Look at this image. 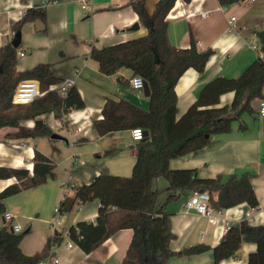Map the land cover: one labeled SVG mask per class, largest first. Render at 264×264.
<instances>
[{
    "label": "crops",
    "instance_id": "1",
    "mask_svg": "<svg viewBox=\"0 0 264 264\" xmlns=\"http://www.w3.org/2000/svg\"><path fill=\"white\" fill-rule=\"evenodd\" d=\"M49 1L50 3L45 5L44 0H0V32H9L12 40L11 26L20 21L28 9L45 7L46 25L38 20L22 27V45L19 52H24L25 55L18 58V71L23 72L40 63H47L52 65L56 77L64 81L74 78L75 86L85 103L84 110H74L70 113L66 124L57 120L53 114H45L41 118L56 134L66 133L68 136L74 131L73 135L79 136L74 140L78 144L94 141L104 145L102 151L94 153L92 164L81 163L79 155L73 158V168L69 170L67 177L62 181L60 191L54 196L58 208L65 195L74 197L75 187L91 184L100 174L122 177L131 175L139 146V143L132 141L131 130L113 132L101 137L94 129L93 121L103 119V107L107 99H127L138 107L148 109L149 97H146L144 92L131 90L130 80L134 77L131 70L123 68L113 76H104L99 72L98 63L91 59L89 54L94 47L104 49L110 45L138 39L147 35L148 29L139 22L133 8L127 6L129 0ZM84 1L87 3L86 10L82 9ZM158 1L146 0V8L151 15ZM204 12L206 15L202 16ZM231 18H235L233 24L230 23ZM167 21L170 23L169 40L177 48L189 49L192 30L198 41L199 51H214L204 75L190 68L177 83V119L198 100L207 84L219 78L239 79L249 66L258 58H262L258 35L264 32V0H242L228 7L219 5L218 0H192L189 4L178 0ZM136 24H139V28L134 31ZM232 26L236 30H231ZM45 28L44 33L42 30ZM255 44L258 49L254 50ZM234 99L235 92H227L220 97L216 106L210 107H231ZM241 120L245 123V129L240 128L239 122H234L230 132L213 135L208 147L175 158L169 167L173 171L194 169L202 179L221 176L224 182L232 175L242 176L250 173L253 175L252 187L260 207L254 210L243 203L220 211L211 206L210 217H204L195 210L187 211L185 204L190 195L183 196L168 204L167 209L171 214L172 232L175 235V240L170 244L173 252L178 253L199 245L216 247L227 234V223L235 226L248 220L253 226L264 224V119L259 116L257 110L254 114L244 113ZM34 124L33 120L23 123L30 128H33ZM64 126L67 132H64ZM10 132H13L11 128L0 130V167L28 169L32 176L34 155L39 152L54 166L48 174V179L56 182V165L41 146L44 139L50 144L60 139L42 137L5 140L4 137ZM53 148L54 151H59L57 146ZM14 184L19 185L17 178L0 180V192ZM39 187L27 189L17 195ZM154 187L165 189L167 183L164 179H159ZM164 199L163 195L161 200ZM99 205L98 200L86 202L77 205L70 214L60 215L55 211L53 218L50 214H44L43 217L38 214L36 220L46 227L39 231L35 238L24 239L21 243L22 251L28 256L41 252L47 239L57 232L63 234L64 240L53 252L61 264H122L132 242V229L116 232L90 254L84 253L68 237V230L78 222L95 223L99 215ZM16 218L15 215L9 226L18 224L14 223ZM3 222L6 224L4 218ZM28 227L31 228V233L32 223ZM256 252L255 243L245 242L236 252V257L220 264H248L250 256ZM213 261L214 255L210 250L193 256L173 258L167 264H212Z\"/></svg>",
    "mask_w": 264,
    "mask_h": 264
},
{
    "label": "trees",
    "instance_id": "2",
    "mask_svg": "<svg viewBox=\"0 0 264 264\" xmlns=\"http://www.w3.org/2000/svg\"><path fill=\"white\" fill-rule=\"evenodd\" d=\"M177 1L159 0L151 15L146 8V0H129L127 6L133 8L148 34L104 49L94 47L91 50L89 57L98 63L102 75L113 76L126 68L134 77L141 76L150 90L148 109L127 99H107L103 119L93 121L94 129L104 137L113 132L143 128L148 131V137L139 143L137 160L130 176L100 174L91 184L75 187L74 197L65 195L57 208L58 213L70 214L77 205L98 200L100 210L95 223L78 222L68 230V237L84 253L90 254L116 232L132 229V242L122 264H167L173 258L210 250L214 255L212 264H220L236 257V252L245 242L257 245V252L250 256L248 264H264V224L253 226L248 220L231 226L222 242L214 248L199 245L178 253L170 248L175 235L168 204L183 196L195 191L207 192L210 205L220 211L243 203L254 210L260 207L250 173L232 175L224 182L221 176L202 179L194 169L173 171L169 164L175 158L208 147L213 135L230 132L234 122H239L240 128L245 129L241 116L254 114L252 102L264 99V59L258 58L239 79L219 78L207 84L198 100L177 119V83L190 68L204 75L214 54L212 49L199 51L192 30L189 49H179L171 44L167 18ZM181 1L185 4L192 2ZM240 1L218 0V3L228 7ZM38 20L46 25L45 7L28 9L22 19L11 26L12 36L22 32L24 25ZM42 32L45 33L46 28ZM258 36L264 53V32ZM19 50L8 43L0 52V130H13L4 137L8 141L51 137L54 132L41 117L53 114L66 124L69 114L74 110H84L85 103L75 85L68 88L66 94L61 93L57 86L64 80L53 74L50 64L40 63L19 72ZM24 80L38 81L45 95L31 104L15 105L14 92ZM227 92H235L231 107H210L216 106ZM27 120L35 122L33 128L23 125ZM34 160L32 176L28 169L0 167V180L17 178L19 181V185H10L0 192V217L6 213L7 199L42 186L48 180V174L54 168L50 160L39 152H35ZM159 179L167 183L165 189L154 187ZM163 195L165 199L162 201ZM30 231L31 228L27 233H16L9 226L0 227V264H40L55 256L53 250L62 245L63 234L54 233L41 252L28 256L22 251L21 243Z\"/></svg>",
    "mask_w": 264,
    "mask_h": 264
},
{
    "label": "rangeland",
    "instance_id": "3",
    "mask_svg": "<svg viewBox=\"0 0 264 264\" xmlns=\"http://www.w3.org/2000/svg\"><path fill=\"white\" fill-rule=\"evenodd\" d=\"M64 132H67L66 127ZM73 132L74 131H72L68 136L66 133L64 135L60 134L67 141L59 140L50 144L47 140H43L41 147L49 154V156H51L54 164L56 165L55 175L58 176L56 182L48 179L41 187L35 190H29L20 195H15L14 197L12 196L5 201L7 208L6 211L12 212L17 216L14 223H18L22 228L20 233L26 232L30 223H32L33 231L24 239L35 238L39 231H43V229H45L46 226H42L38 223L39 221L36 220L38 218V214H40L41 217H43L44 214H50L51 218L54 217L56 211L54 196L56 192L58 193L60 191L62 181L67 177L66 175L69 170H72L74 162L73 158L79 155L81 163L92 164V160H94V153L104 149V145H102V143L94 141L78 144L74 140L79 136H74ZM54 146H57L59 151H54ZM4 225L9 226V223L6 222V224H4L3 216H1L0 227Z\"/></svg>",
    "mask_w": 264,
    "mask_h": 264
},
{
    "label": "built area",
    "instance_id": "4",
    "mask_svg": "<svg viewBox=\"0 0 264 264\" xmlns=\"http://www.w3.org/2000/svg\"><path fill=\"white\" fill-rule=\"evenodd\" d=\"M254 2V0H250ZM49 0H44V4H49ZM82 9H87V3L84 1L82 4ZM206 15V12L202 14V16ZM235 22V18L230 19V23L233 24ZM231 30H236L234 26L230 27ZM11 34L9 32L3 33L0 32V52L1 50L6 46V44L11 42ZM253 49H258L257 44L253 46ZM262 59H264V53H261ZM24 52L18 53V58H23ZM144 83L145 81L140 76L133 77L130 80V88L134 92H144ZM76 84V80L69 79L58 85L57 87L60 88L61 93L66 94V90L70 87H73ZM45 93H43L40 90V84L38 81L35 80H24L19 83L17 86L14 97H13V103L16 105H24V104H31L35 100L41 98ZM259 109L258 113L259 116L264 119V99H261L259 101ZM131 138L132 141L135 143H140L145 139V131L143 128H136L131 130ZM76 160V159H75ZM187 211H196L199 215L204 217H210V214L212 212V207L210 205V195L207 192H201V191H195L193 194L190 195L189 199L186 201L185 204ZM56 212H59V209H56ZM4 221L8 222L9 224L12 222V220L15 218V215L12 213L6 212L4 215ZM13 229L14 232L20 233L22 231V228L18 224H12L9 226ZM231 226L229 223H227L226 229H229ZM40 264H61L60 260L54 257H49L46 259V261L41 262Z\"/></svg>",
    "mask_w": 264,
    "mask_h": 264
},
{
    "label": "water",
    "instance_id": "5",
    "mask_svg": "<svg viewBox=\"0 0 264 264\" xmlns=\"http://www.w3.org/2000/svg\"><path fill=\"white\" fill-rule=\"evenodd\" d=\"M138 28H139V24H136L133 29H134V31H137ZM10 44L15 49H17V50L20 49V47L22 45V32L16 33L13 36ZM144 93H145L146 97H150V90H149V85L147 82L144 83ZM252 104H253L254 110L257 111L259 109V106H260L259 100L253 102ZM147 137H148V131H145V138H147ZM51 138L54 140H59V139L60 140H66L63 136H61L60 134H56V133L52 134ZM26 233H27V231H26Z\"/></svg>",
    "mask_w": 264,
    "mask_h": 264
},
{
    "label": "bare ground",
    "instance_id": "6",
    "mask_svg": "<svg viewBox=\"0 0 264 264\" xmlns=\"http://www.w3.org/2000/svg\"><path fill=\"white\" fill-rule=\"evenodd\" d=\"M16 105V104H15ZM138 146V145H137ZM73 189V188H72ZM211 204V203H210ZM54 256V255H53Z\"/></svg>",
    "mask_w": 264,
    "mask_h": 264
}]
</instances>
